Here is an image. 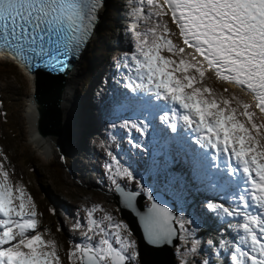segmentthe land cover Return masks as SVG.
<instances>
[{
  "label": "snow or ice",
  "instance_id": "snow-or-ice-1",
  "mask_svg": "<svg viewBox=\"0 0 264 264\" xmlns=\"http://www.w3.org/2000/svg\"><path fill=\"white\" fill-rule=\"evenodd\" d=\"M102 4L103 0H0V49L11 50L29 66L28 53H32L42 57L44 64H60L63 71L67 64L58 58L79 51ZM146 4L151 6L148 15L143 7H134L131 14L137 21H148L153 14L157 20L136 33L135 51L117 65L127 70L124 87L139 98L147 115L161 109L160 119L172 133L179 134L182 121L197 134L196 146L215 150L213 160L234 158L235 164L227 165V178L245 186L243 194L233 197L241 203L235 208L215 202L205 206L222 218L240 217L242 222L229 223L237 237L220 239L216 251L228 252L231 264H264V120L257 114V110L264 113V0H146ZM166 16L182 45L172 38ZM210 71L249 92L255 104L227 87L218 91L209 85ZM123 124L142 134L148 130L144 121ZM112 159L120 164L115 156ZM5 161L9 157L0 148V264H65L59 242L46 237L51 229L40 230L41 214L34 197ZM210 166L220 168L216 163ZM107 167L112 169L111 164ZM117 177L134 182L138 190L126 191ZM111 179L127 206L145 193L152 201L143 216L147 241L171 243L177 235L175 224L183 228V221L157 203L129 168L119 166ZM88 217L93 235H86V242L71 243L67 264H138L137 244L127 224L106 214L105 225L93 218V210ZM199 243L193 239L188 253L197 255ZM207 244L214 246V241L209 239ZM190 264L212 262L205 258Z\"/></svg>",
  "mask_w": 264,
  "mask_h": 264
},
{
  "label": "rangeland",
  "instance_id": "rangeland-1",
  "mask_svg": "<svg viewBox=\"0 0 264 264\" xmlns=\"http://www.w3.org/2000/svg\"><path fill=\"white\" fill-rule=\"evenodd\" d=\"M110 1L112 5L108 6L107 0H104V6L95 24L96 28L94 27L95 30L83 47L78 60L86 73L76 85V92L84 97L86 108L83 109L84 114L78 117V120H81V123L78 121L79 126L71 129L68 127L66 140L70 142H67V149L62 152L65 156L64 163L59 161L58 154L57 159L54 155L44 156L30 143L26 134L23 110L31 83L27 74L13 62L5 58L0 59V148L9 157V161L5 163L10 162L11 168H14V178L22 180L34 197L37 211L41 214L40 230L51 229L50 235L46 234V237L55 238L61 245L60 253L65 259V264H67L66 253L71 243L86 242L85 236L93 235L87 227L90 210H93V218L98 222L103 221L105 225L108 223L104 220L106 214L112 215L116 222L123 221L127 224L120 217L119 209L113 199L115 185L111 177L121 165L133 171L144 187L151 191L161 190L166 194L171 191L169 195L173 199L178 192L195 194L197 189L205 191L208 187L213 191L226 192L227 182H232L238 194L230 192L228 201L231 206L234 202L231 198L245 191L242 181L227 178V165L235 164L234 158L223 156L213 160L212 157L208 162L210 152L204 151V148L202 150L193 143L196 133L192 135L189 131L191 129L181 121V135H186V138L185 136L175 138L173 136L175 133H172L160 119L163 115L162 110L153 109V114L147 115L145 106L139 98L124 87L127 82V70L117 65L123 63L125 54L135 51L136 33L152 26L157 18L153 14L148 21L143 19L137 21L131 14L134 7H143L145 15H148L151 6L146 4V0ZM102 18L106 24L104 28L99 27ZM163 19L169 21V27L174 33L172 38L176 43L181 44L170 17L166 16ZM134 23L137 24L135 28ZM116 37L122 41L124 39V42L117 47L111 46L110 40ZM209 76L210 79L206 82L218 91L228 88L216 80L211 72ZM230 88V92H235L242 99L251 102L240 90L235 91L233 87ZM85 111L91 116L89 122L85 119ZM258 119L263 120L259 114ZM125 120L148 123L147 133L142 134L132 129L131 125H124ZM70 130L71 134L75 135V137L71 136L72 139L68 138ZM167 133L173 135L169 136ZM183 142L190 143L196 151L195 159H200L196 164L205 170L202 176V171L199 169L194 171L192 179L186 171L175 172L169 168L174 163V159H179V155L182 156L181 160L186 161L184 152L176 149L178 143L184 147ZM185 150H190L189 146ZM172 154H175V157ZM187 154L192 157L191 153L187 152ZM113 156L119 160V165L112 159ZM191 162L194 164L192 160ZM211 163L219 164L220 170L224 171L212 168ZM109 164L112 165L111 170L107 167ZM117 180L125 189L138 190L132 181L123 177H117ZM145 196L144 204L149 205L150 201L146 193ZM196 201L191 209L196 219L205 216V212H212L200 199L196 198ZM51 209H55V212L53 213ZM219 217L222 218L220 215ZM224 218L226 217L222 219ZM227 218L242 221L240 217ZM176 224L179 228V242L174 247L177 264H185V261L190 264L193 260L199 262L205 258L211 260L213 257L225 258L224 264H231L228 252L223 250L217 254L218 247H208L204 238L194 235V225L183 221L184 227L181 228L179 223ZM121 231L127 235V231L124 229ZM230 235L231 240L234 241L237 232L233 229ZM131 238L136 241L132 233ZM193 239L200 242L198 254L195 256L187 251ZM132 264H137V261H133Z\"/></svg>",
  "mask_w": 264,
  "mask_h": 264
},
{
  "label": "water",
  "instance_id": "water-1",
  "mask_svg": "<svg viewBox=\"0 0 264 264\" xmlns=\"http://www.w3.org/2000/svg\"><path fill=\"white\" fill-rule=\"evenodd\" d=\"M33 77L34 90L31 94L36 103L37 120L36 132L39 134L52 133L57 134L60 131V117L58 109V94L61 89L65 72L60 69H34L31 72ZM123 186V185H122ZM126 191L130 189H125ZM153 196L157 203L169 207L175 217H177V208L174 199L161 190H153ZM114 202L119 209V214L128 225L132 235L136 238L137 250L139 252V264H177L174 247L179 242V228L177 224V235L172 238L171 243H162L153 245L146 239V231L143 216L151 207L144 204L145 194L136 197L132 207L127 206L115 191L113 194Z\"/></svg>",
  "mask_w": 264,
  "mask_h": 264
},
{
  "label": "bare ground",
  "instance_id": "bare-ground-1",
  "mask_svg": "<svg viewBox=\"0 0 264 264\" xmlns=\"http://www.w3.org/2000/svg\"><path fill=\"white\" fill-rule=\"evenodd\" d=\"M103 6H104V4H102V7L99 9L98 16L100 15ZM95 28L93 29V32H94ZM86 43H85V45H86ZM82 50H83V48L81 49V51L79 52V54L75 58L74 62L68 65L66 74L64 75L63 82L61 83V89H60V92L58 94L60 131L57 134H52V133L39 134L36 132L35 125H36V120H37V110H36V103L33 101L32 97H31V94L34 90L33 81H32L33 77H30V75L27 72H25V69H22V71L25 74H27L28 81H30V83H31V87H29L30 92H29V95L27 96V98L25 100V105H24V110H23L24 115H25L26 134L29 137L30 143L36 148V150H38V152L40 154H42L44 156L54 155V151H56V150H58L59 152H63V150L67 149V145L70 142V141L68 142L66 140L67 139L66 134L68 132V127L71 129L74 126L76 127L78 125V121H80V123H81V120H78V117L80 114L81 115L84 114L82 112H84L83 109L85 110L86 105H85L84 97L83 96L81 97L80 94H78L76 92V85L81 82L82 77L83 76L85 77V73H86L85 71H83L84 69L82 66L79 65L80 62L78 61L79 57L81 56ZM220 83L224 86H228V88L233 87L232 84H228L226 82L220 81ZM230 89H232V88H230ZM238 90H240L248 98L250 97L249 93H246L245 91H243L241 89H238ZM235 91H236V89H235ZM85 113H86V111H85ZM85 119L87 122H89L91 119V116L88 113H86ZM189 131L192 133V135H194V132H192L191 130H189ZM181 132H182V130L179 131V134L175 133L173 135V134L167 133V135H169V136L173 135L175 138H178V137L183 138L184 136L181 135ZM71 136L75 137L74 133L72 135L71 130H70V134H68V138L70 137V139H72ZM76 138H78V136ZM76 138H74V139H76ZM73 145H75V143ZM201 149L203 150V148H201ZM204 151L210 152V155L208 156V162H210L212 157L214 156L213 153H215V151H213L212 149H204ZM211 151H212V153H211ZM179 157H180V159L182 158V156H180V155H179ZM184 158H186V157L184 156ZM219 170H220V168H219ZM220 171H222V169Z\"/></svg>",
  "mask_w": 264,
  "mask_h": 264
},
{
  "label": "trees",
  "instance_id": "trees-1",
  "mask_svg": "<svg viewBox=\"0 0 264 264\" xmlns=\"http://www.w3.org/2000/svg\"><path fill=\"white\" fill-rule=\"evenodd\" d=\"M107 5L111 6L112 2L110 0H107ZM106 26L104 22V18L100 20L99 27L104 28ZM124 42L120 38H112L110 40V45L117 47L121 45V43ZM176 166H171V169L173 171H179L180 170V164L175 162ZM145 175V174H142ZM210 191V192H206ZM233 191L232 185H228V189L226 190V193H220L217 190L213 191L210 187L207 188V190H197L195 194L191 192L184 191L183 193L178 192L174 198V201L176 203L177 208V217L181 221H185L188 224H192L195 227L194 235L195 236H201L206 240V242L209 239H212L214 241V246L219 247V240L220 239H226L231 240L230 233L232 232V228L229 227V223L231 224H238L241 223L239 219H233V218H220L219 214L214 212H205V216L203 217H197V219L194 217L195 215L192 214V207L195 204L196 198L200 199V201L206 205L208 202H215V203H224L225 206H230L228 198L230 197V194ZM171 191H168V194H170ZM231 192V193H230ZM225 194L226 197L223 198L222 195ZM234 197V196H233ZM231 200L234 201L233 205L230 207L235 208L239 202L235 201L233 198ZM208 247H210L207 244ZM222 251V250H221ZM212 264H224L225 258L221 257H213L211 260Z\"/></svg>",
  "mask_w": 264,
  "mask_h": 264
}]
</instances>
